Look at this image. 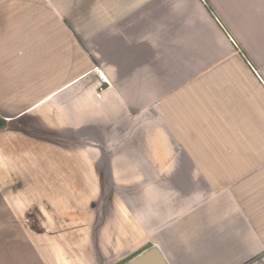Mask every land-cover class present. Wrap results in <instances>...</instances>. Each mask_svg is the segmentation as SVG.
<instances>
[{
  "label": "crops",
  "instance_id": "obj_1",
  "mask_svg": "<svg viewBox=\"0 0 264 264\" xmlns=\"http://www.w3.org/2000/svg\"><path fill=\"white\" fill-rule=\"evenodd\" d=\"M0 118V264H264V0H0Z\"/></svg>",
  "mask_w": 264,
  "mask_h": 264
},
{
  "label": "rangeland",
  "instance_id": "obj_2",
  "mask_svg": "<svg viewBox=\"0 0 264 264\" xmlns=\"http://www.w3.org/2000/svg\"><path fill=\"white\" fill-rule=\"evenodd\" d=\"M98 206L99 204L96 203L83 204V208L81 212L70 218H63V219L49 218L44 220L35 218L34 227H38V225L39 227L43 226L45 233L44 235H35L33 241L34 242L41 241V238H43L44 242H57L58 238L61 236L73 237L72 234H69V232L73 231L74 228L73 226H76V228L81 227L82 231L78 229V232L82 233V235L80 236L82 237V239L84 238L86 241H90L91 235L86 234L90 224L89 215L91 211L95 212Z\"/></svg>",
  "mask_w": 264,
  "mask_h": 264
},
{
  "label": "water",
  "instance_id": "obj_3",
  "mask_svg": "<svg viewBox=\"0 0 264 264\" xmlns=\"http://www.w3.org/2000/svg\"><path fill=\"white\" fill-rule=\"evenodd\" d=\"M127 264H167L157 248H151Z\"/></svg>",
  "mask_w": 264,
  "mask_h": 264
},
{
  "label": "built area",
  "instance_id": "obj_4",
  "mask_svg": "<svg viewBox=\"0 0 264 264\" xmlns=\"http://www.w3.org/2000/svg\"><path fill=\"white\" fill-rule=\"evenodd\" d=\"M105 90H106V87L104 86V81H103V83L101 84L97 92V98H101Z\"/></svg>",
  "mask_w": 264,
  "mask_h": 264
},
{
  "label": "trees",
  "instance_id": "obj_5",
  "mask_svg": "<svg viewBox=\"0 0 264 264\" xmlns=\"http://www.w3.org/2000/svg\"><path fill=\"white\" fill-rule=\"evenodd\" d=\"M4 126H6V122L0 118V128H3Z\"/></svg>",
  "mask_w": 264,
  "mask_h": 264
}]
</instances>
